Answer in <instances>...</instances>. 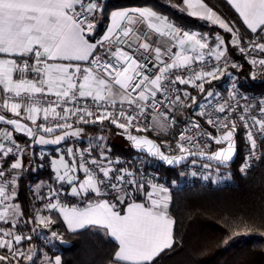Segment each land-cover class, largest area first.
<instances>
[{"label": "snow or ice", "instance_id": "6c2138e0", "mask_svg": "<svg viewBox=\"0 0 264 264\" xmlns=\"http://www.w3.org/2000/svg\"><path fill=\"white\" fill-rule=\"evenodd\" d=\"M169 2L230 34L227 41L219 32L181 27L150 3L106 13V0H0V264H62L60 255L32 243L37 227L49 229L48 243L64 241L53 228L58 219L66 231L95 229L110 238L104 264H154L175 244L170 189L113 159L102 134L77 148L87 125H114L136 149L168 165L189 157L193 165L209 161L205 168L227 163L238 126L248 147L241 172L258 144L264 148V98L253 102L234 85L227 96L205 87L243 67L229 46L248 61L253 78L264 73V0H228L238 20L206 0ZM212 141L225 146L211 151ZM36 144L62 147L50 158L49 181L30 189L39 206L26 214L19 180ZM260 224H235L232 234L264 235Z\"/></svg>", "mask_w": 264, "mask_h": 264}, {"label": "trees", "instance_id": "16d2710c", "mask_svg": "<svg viewBox=\"0 0 264 264\" xmlns=\"http://www.w3.org/2000/svg\"><path fill=\"white\" fill-rule=\"evenodd\" d=\"M206 2L226 18L238 20L223 0ZM146 3L154 5L181 27L207 33L219 32L225 36L226 41L230 36L208 21L181 12L173 7L169 0H106V13L113 9L142 6ZM104 17L107 18V15ZM241 23L239 21L237 27H240ZM228 54L243 67H230V77L226 73L225 77L212 81L211 85L206 84L205 87H212L214 91L226 90L233 77V83L246 92H264V73L253 78L250 74L251 65L233 51L231 46ZM104 124L107 125L108 122ZM85 129L94 136L108 132L106 145L110 148V156L113 159L119 157L123 166H130L145 177L156 173L161 184L177 178L180 169L166 168L155 160L135 152L121 135L122 130L114 126L105 127L99 123L87 125ZM147 135L158 139V136L151 133ZM50 148V153L43 157L38 156L39 147L30 149L35 152L30 167L28 157L24 158L25 169L19 180L18 199L26 214L31 212L33 204L39 206V201L34 200L30 189L34 190L35 185L41 181L47 183L53 175L49 161L56 153L55 147ZM141 160H145L144 168L139 165ZM170 197L169 211L176 221V242L171 249L156 257L154 264H264V235L260 232H240L223 243L227 236V226L234 228L235 224L246 222L260 227L261 220H264V160L245 174L240 173L237 168L234 169L230 187L207 189L195 185L172 193ZM53 228L63 233L66 244L55 253L51 247L46 248L51 253L60 254L62 264H104L113 245L110 238L94 229H82L77 233L66 231L59 219ZM32 237L35 239L36 236Z\"/></svg>", "mask_w": 264, "mask_h": 264}, {"label": "built area", "instance_id": "2783aa9c", "mask_svg": "<svg viewBox=\"0 0 264 264\" xmlns=\"http://www.w3.org/2000/svg\"><path fill=\"white\" fill-rule=\"evenodd\" d=\"M236 52L238 55H241L244 58V56L241 53H239L238 51ZM258 74H262V73L258 72L257 75ZM233 85L235 86V89L238 93H240L241 95L247 96L253 102L259 101L261 98H264V92L262 93L246 92L242 90L241 88H239L237 84L235 83H231L226 90L217 89L216 91L220 92L223 96H227V93L232 90ZM192 115L195 116L196 119L200 120V123L204 126L206 131H212L213 134H215V130L212 129L210 126L206 125V123L204 122L202 118H200L199 116H196L195 113H192ZM179 119L183 120L184 118L180 117ZM114 127L117 128L116 126ZM148 133H151V130H149ZM238 135H239L240 143L238 140ZM161 137H163V135H161ZM236 138H237V145H238V155H237L235 162L233 163L231 167L225 168V167H219V166L211 164L210 168H205L204 164H207L208 162L197 160V163L193 165L191 163V160H192L191 159L188 163H186L185 165L179 168L180 173H178L177 178L172 179L168 183L167 187L170 188L171 194L182 191L187 187H191L195 185H199L207 189L230 187L233 183V170L234 169L237 168L240 173L245 174L248 171H250L253 168V166H255L256 164H259L261 161L264 160V148H261L260 145L258 144L257 157L252 159L250 163V167L248 169H246L244 172H241L240 171L241 165L243 164L244 160L247 158V153H248V147L245 145L244 129L242 127L238 126L237 131H236ZM219 147H220L219 145L214 144L213 142H211L209 146L211 151H215ZM217 169H219V171H217ZM193 173H195V175H193ZM154 176L156 180L159 181V177L155 174ZM149 177H153V176L150 175ZM172 181H175V183L173 184Z\"/></svg>", "mask_w": 264, "mask_h": 264}, {"label": "crops", "instance_id": "0c3cea01", "mask_svg": "<svg viewBox=\"0 0 264 264\" xmlns=\"http://www.w3.org/2000/svg\"><path fill=\"white\" fill-rule=\"evenodd\" d=\"M166 1V0H165ZM168 1V0H167ZM225 3H226V5L236 14V16L239 18V14L235 11V9L231 6V4L228 2V0H223ZM182 12V11H181ZM183 13H185V14H187V15H189V16H191L190 14H188V13H186V12H183ZM193 17V16H192ZM195 18H198V19H201V18H199V17H195ZM107 19H108V17L107 18H103V19H101V21H100V23L98 24V31H100V32H102L103 31V29L105 28V26H106V22H107ZM202 20H204V19H202ZM205 21H207V20H205ZM209 22V21H208ZM242 22V21H241ZM209 23H211V22H209ZM212 24V23H211ZM213 25V24H212ZM216 26V25H215ZM216 27H218V26H216ZM219 28V27H218ZM230 71V70H229ZM224 76H226V73H225V75ZM228 77H230V75H227ZM220 79V78H219ZM181 87H184V86H181ZM189 90L190 91H192L193 92V94H195V89H192V88H189ZM106 122V121H105ZM151 134H153L154 136H158V134L157 133H155V132H152L151 131ZM99 135H101V134H99ZM98 135V136H99ZM102 135H103V133H102ZM161 135H164L163 133L162 134H160V136ZM97 135H92V134H90L86 129H85V131H84V133H82V135H81V137L80 138H77L76 139V141H75V143H76V147L77 148H86L87 147V145H88V140H89V138L90 137H96ZM72 142V140H71V138H70V140L68 141V143H71ZM35 147H39L40 148V151H42L44 154H48V153H50V147H55V153H56V149L57 148H59V147H62V145H60V146H58V145H39V144H36L35 145ZM57 154V153H56ZM41 229V227H37L36 228V231L35 232H33L32 234H34L36 237H34L35 239H33V241H32V243L34 244V245H36L37 246V243L35 242L36 241V239H39L40 237H39V235H38V232H37V230H40ZM26 231V230H25ZM48 232H49V229H48ZM33 235V236H34ZM41 244L40 245H43V241L42 240H40L39 241ZM56 242H57V244L58 243H60V244H58L59 245V248L61 247V246H64L66 243H65V241H59V240H56ZM44 246V248H45V250L46 251H48V248H46V247H50V245L48 244V243H46V244H44L43 245ZM42 246V247H43ZM56 247V246H55ZM165 250H167V249H165ZM164 250V251H165ZM49 253H51L50 251H48ZM58 255H60V254H58Z\"/></svg>", "mask_w": 264, "mask_h": 264}, {"label": "water", "instance_id": "95a60500", "mask_svg": "<svg viewBox=\"0 0 264 264\" xmlns=\"http://www.w3.org/2000/svg\"><path fill=\"white\" fill-rule=\"evenodd\" d=\"M122 133V132H121ZM135 134V133H134ZM122 135V134H121ZM124 137V139L130 144L131 148L137 152L138 154H141V155H145L153 160H155L156 162H158L159 164H161L162 166L166 167V168H171V169H179L180 167H182L183 165H185L186 163H188L191 159H193V157H189L186 161L178 164V165H168L166 162H164L163 160H160L159 158H155V157H152L151 155L147 154L146 151H142V150H138L136 149L131 141H129L124 135H122ZM17 137L20 141L22 142H26L27 141V137L24 136V134H17ZM150 138H152L150 136ZM154 139V138H153ZM235 139H236V152L233 154L232 158L230 161H228L227 163H220V162H217V161H211L210 163L213 164V165H216V166H219V167H225V168H229L233 165V163L235 162L236 158H237V155H238V145H237V138H236V135H235ZM214 144H216L214 141H212ZM220 147L222 146H225V145H219ZM217 150V149H216ZM197 160H200V161H205V162H208L207 160H205L204 158H196Z\"/></svg>", "mask_w": 264, "mask_h": 264}, {"label": "rangeland", "instance_id": "374dc122", "mask_svg": "<svg viewBox=\"0 0 264 264\" xmlns=\"http://www.w3.org/2000/svg\"><path fill=\"white\" fill-rule=\"evenodd\" d=\"M230 69V68H229ZM229 72V71H228ZM223 77H225V76H223ZM223 77H221V78H223ZM232 79H231V82L233 83L234 82V78L233 77H231ZM103 136L105 137V141H104V143H106L107 142V140H108V138H109V134H108V132H104L103 133ZM35 147V146H34ZM41 153H42V151H40L39 152V157H41ZM45 155V154H44ZM34 158V157H33ZM144 162H145V160H141V162H139V165H140V167H142V165L144 164ZM143 168H144V165H143ZM155 173V172H154ZM179 173H180V170H179ZM151 176H153V177H155L154 176V174L152 173V174H150ZM155 175H157L156 173H155ZM158 176V175H157ZM159 177V176H158ZM159 183H161L160 182V178H159V181H158ZM170 182V181H169ZM168 182V183H169ZM168 183H162V184H164L166 187H167V185H168ZM35 189V188H34ZM170 189V188H169ZM170 195H171V192H170ZM95 230V229H94ZM37 232H38V235H39V239H36V243H37V247L38 248H40V249H43V250H45V248H44V244H46V243H48V241L47 240H45V238H44V236H45V234H47L48 233V229H40V230H37ZM233 228H231V227H229V226H227V236H226V238L224 239V241H223V243H226L232 236H234L233 234ZM34 234H32V236H33ZM40 240H42L43 242V245H40V244H38V242L40 241ZM49 245H50V247H51V249L53 250V252L55 253L56 251H59L60 250V248H59V245L58 244H60V243H58L57 244V242L56 241H54L53 243H48ZM43 246V247H42ZM56 246V247H55ZM50 254H53V253H50ZM58 255V254H57Z\"/></svg>", "mask_w": 264, "mask_h": 264}]
</instances>
